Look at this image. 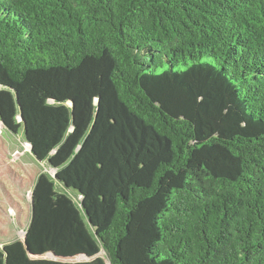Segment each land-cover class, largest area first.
I'll return each instance as SVG.
<instances>
[{
    "label": "trees",
    "instance_id": "trees-1",
    "mask_svg": "<svg viewBox=\"0 0 264 264\" xmlns=\"http://www.w3.org/2000/svg\"><path fill=\"white\" fill-rule=\"evenodd\" d=\"M87 59L91 126L5 264H264V0H0L4 92Z\"/></svg>",
    "mask_w": 264,
    "mask_h": 264
},
{
    "label": "rangeland",
    "instance_id": "rangeland-1",
    "mask_svg": "<svg viewBox=\"0 0 264 264\" xmlns=\"http://www.w3.org/2000/svg\"><path fill=\"white\" fill-rule=\"evenodd\" d=\"M98 77L99 62L87 59L71 72H35L18 87L6 89L8 97L0 82V264H4V245L21 240L27 246V237L40 227L34 210L36 189L41 187L46 198L58 192L42 178L52 179L78 150L93 120ZM12 115L14 121L9 119ZM70 196L72 205L79 208L78 199ZM55 212L48 214L57 229ZM41 257L89 258L82 253L56 257L52 252Z\"/></svg>",
    "mask_w": 264,
    "mask_h": 264
},
{
    "label": "water",
    "instance_id": "water-1",
    "mask_svg": "<svg viewBox=\"0 0 264 264\" xmlns=\"http://www.w3.org/2000/svg\"><path fill=\"white\" fill-rule=\"evenodd\" d=\"M98 99H99V86L97 87V92H96V96H95L96 105H98ZM4 264H5V262H4Z\"/></svg>",
    "mask_w": 264,
    "mask_h": 264
},
{
    "label": "bare ground",
    "instance_id": "bare-ground-1",
    "mask_svg": "<svg viewBox=\"0 0 264 264\" xmlns=\"http://www.w3.org/2000/svg\"><path fill=\"white\" fill-rule=\"evenodd\" d=\"M20 118H21L20 115H18L17 120H20ZM27 144H28L29 148H31V145L29 143H27Z\"/></svg>",
    "mask_w": 264,
    "mask_h": 264
}]
</instances>
